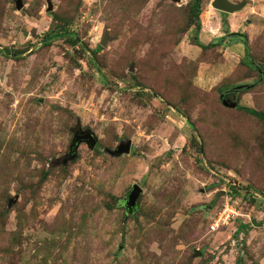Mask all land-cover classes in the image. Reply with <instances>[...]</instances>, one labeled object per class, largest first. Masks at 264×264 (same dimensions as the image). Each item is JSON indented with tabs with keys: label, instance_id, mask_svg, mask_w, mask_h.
<instances>
[{
	"label": "rangeland",
	"instance_id": "374dc122",
	"mask_svg": "<svg viewBox=\"0 0 264 264\" xmlns=\"http://www.w3.org/2000/svg\"><path fill=\"white\" fill-rule=\"evenodd\" d=\"M21 1L0 0V264H264V0ZM77 126L95 147L56 162Z\"/></svg>",
	"mask_w": 264,
	"mask_h": 264
},
{
	"label": "water",
	"instance_id": "95a60500",
	"mask_svg": "<svg viewBox=\"0 0 264 264\" xmlns=\"http://www.w3.org/2000/svg\"><path fill=\"white\" fill-rule=\"evenodd\" d=\"M23 5L21 0H17L16 6L17 8H21ZM212 5L222 12H234L238 9H241L244 6V3H236L231 2L229 0H213ZM47 11L52 9V4L50 0H47ZM222 103L225 106L235 108L237 106L236 102L228 103L224 98H222ZM86 143L89 148H94L97 142L95 134L89 130H82L79 126H77L73 130V139L70 145V151L68 154L63 156L61 159H58L56 162H60L65 164L69 159H73L76 156L77 145L79 143ZM131 141L128 139L125 142H121L117 145L114 150H109L112 155L119 156L123 152H128L130 149ZM141 192V188L137 184H133L131 190L127 194V197L124 201V205L128 210H132L136 206V201Z\"/></svg>",
	"mask_w": 264,
	"mask_h": 264
},
{
	"label": "built area",
	"instance_id": "2783aa9c",
	"mask_svg": "<svg viewBox=\"0 0 264 264\" xmlns=\"http://www.w3.org/2000/svg\"><path fill=\"white\" fill-rule=\"evenodd\" d=\"M229 198H231L229 196L228 193H225ZM231 214H234V209L228 204V202H226L224 204V207L221 209V211L219 212V215L216 219H214V221L212 222V224L210 225V229L214 230L215 227L219 226L220 224H222V222H220V220L222 219V217L224 216L225 219L226 218H230V216H232Z\"/></svg>",
	"mask_w": 264,
	"mask_h": 264
},
{
	"label": "trees",
	"instance_id": "16d2710c",
	"mask_svg": "<svg viewBox=\"0 0 264 264\" xmlns=\"http://www.w3.org/2000/svg\"><path fill=\"white\" fill-rule=\"evenodd\" d=\"M199 24L197 23V26H198ZM226 32H228V29H226ZM229 34H231V35H238V36H243L244 37V33H240V32H231V33H229ZM244 42H245V39H244ZM199 45H201L202 47H204V48H208V47H210V46H214V45H218L219 44V42H217V43H209V44H206V45H202V43H200V42H197ZM4 52H5V54H8L9 53V49H7V48H5L4 49ZM248 53L246 52V57L248 58V55H247ZM251 60V59H250ZM261 72H264L263 70L261 71ZM222 98L223 97H221V100H222ZM239 107H241L242 109H244V110H249L250 108H248V107H245V106H239ZM251 110H253V109H251ZM254 112H255V110H253ZM122 203V202H121Z\"/></svg>",
	"mask_w": 264,
	"mask_h": 264
},
{
	"label": "crops",
	"instance_id": "0c3cea01",
	"mask_svg": "<svg viewBox=\"0 0 264 264\" xmlns=\"http://www.w3.org/2000/svg\"><path fill=\"white\" fill-rule=\"evenodd\" d=\"M231 20H232V24H234V22H235V20L233 21V17H231ZM240 26V22H239V24H238V27ZM238 28H236V30H237ZM230 33V32H229ZM224 35V34H223ZM222 35V36H223ZM230 36H232V35H230ZM235 41H237L236 43H238V44H242L241 43V40H239V39H236Z\"/></svg>",
	"mask_w": 264,
	"mask_h": 264
}]
</instances>
